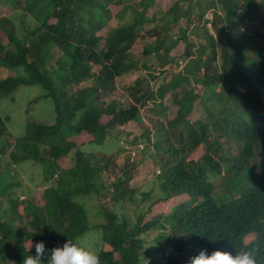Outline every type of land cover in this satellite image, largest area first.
Returning <instances> with one entry per match:
<instances>
[{
    "label": "trees",
    "instance_id": "1",
    "mask_svg": "<svg viewBox=\"0 0 264 264\" xmlns=\"http://www.w3.org/2000/svg\"><path fill=\"white\" fill-rule=\"evenodd\" d=\"M15 2L18 24L0 15L7 37L0 42V102L22 85H39L42 92L27 102L23 133L8 132L0 114V264L34 256V246L26 247L30 240L51 250L88 231L100 234L94 250L101 264H187L201 250L235 255L245 246L264 264V0H164L161 10L170 20L162 24L146 13L151 0ZM181 24L186 31L200 25L203 38L191 69L171 73L180 57L193 55L187 38L181 54L173 52ZM250 24L257 28L248 32L243 26ZM201 70L200 93L190 79ZM136 71L147 75L146 83L139 76L117 99L100 98L115 89L117 77ZM89 79L92 85L81 86ZM42 98L51 102L50 118L33 113ZM197 100L206 122L189 118ZM173 106L172 116L166 115ZM143 107L165 116L154 132L141 133L160 167L147 190L132 183L131 157L119 166L100 148L110 129L140 123ZM5 157L18 168L39 166L42 205L20 199V180L2 168ZM223 168L221 200L211 178ZM91 197L97 209L88 206ZM149 252L154 257L147 259ZM41 259L47 264V256Z\"/></svg>",
    "mask_w": 264,
    "mask_h": 264
},
{
    "label": "rangeland",
    "instance_id": "2",
    "mask_svg": "<svg viewBox=\"0 0 264 264\" xmlns=\"http://www.w3.org/2000/svg\"><path fill=\"white\" fill-rule=\"evenodd\" d=\"M163 0H156L152 6V10L154 12H157L156 15L158 18L161 19L160 21L164 22L165 16L164 13L161 10V3ZM188 3H192V1H188ZM186 2L182 3V6H184ZM19 6L15 2V0H0V15L1 16H11V18H15L16 24H18V11H19ZM18 10V11H17ZM17 11V12H15ZM212 14L211 11H208L206 13V17H210ZM54 19H51L50 22H53ZM183 22V19H182ZM115 21H111L109 26L115 25ZM8 26V25H7ZM107 26V27H109ZM185 24H181L180 29L177 28L176 35L178 38H180L181 43L178 45L176 49L173 50V52L176 55H180L181 52L184 50L185 46V38L191 42L190 46V52L192 57L189 58H182L180 57L178 60V63L172 65L170 67L171 73L179 71V70H185L188 71L191 69L193 66V62H190V58H196L195 56L197 55L198 51V44L203 38V29L200 25H193L188 31L184 30ZM210 27V26H208ZM244 29L248 32L250 30H255L257 26L254 24H250L247 26H243ZM104 29L99 31L101 34L104 33ZM210 32L214 34V30L210 29ZM170 37H172V32L169 34ZM215 35V34H214ZM259 39V38H258ZM260 40L264 43V35ZM0 42L6 43L7 42V37L6 35L0 31ZM144 44V41L140 40L137 42L136 50L139 52L141 46ZM264 54V51H263ZM54 62H49L47 64L48 72L52 74L55 71V65L53 64ZM93 70L96 71L97 67H93ZM173 71V72H172ZM141 71H136L130 75H123L121 77H117L114 81L115 89L109 93H104L100 96L105 101H110L111 99H117L120 94L123 92V94L127 93V88L128 86H131L135 82V78L142 76L145 83L148 80L146 74H141ZM155 76H158L157 72H154ZM171 75V74H170ZM168 75V76H170ZM203 78V71L197 72L195 75L191 76V82L190 86L195 88V91L197 92H202V85H201V80ZM150 85H154V80H149ZM93 84L92 79L89 80H84L81 83V86H90ZM261 84H263L264 87V82L261 81ZM42 89L39 85H22L18 87L14 92L10 94L8 98H5L1 100L0 102V114L6 119V129H8V132H13L12 134L16 133H23V128L25 125V119L28 116L27 110V102L32 99L33 96H36L37 94L41 93ZM99 92V91H98ZM102 92V91H101ZM101 92L99 94H101ZM263 93V98H264V91ZM125 99V95L123 97ZM200 100V99H199ZM197 100L194 102L193 106V111L190 115V119L194 120L196 118H199L202 121H207L206 114L204 110L202 109L200 101ZM166 102L169 104L170 103V98L166 99ZM32 107V106H31ZM51 102L50 100L46 98L40 99L36 104L33 105V112L35 116L40 117V118H50L51 116ZM175 110V107L173 106L172 109H169L166 111V115H170L171 111ZM32 113V112H31ZM49 115V116H47ZM8 117V119H7ZM140 117H141V122H136V121H130L126 123L124 126H115L114 129H110L109 131V137L106 139L105 144L103 145L102 152L105 153V156L107 157H112V161H114L116 164L119 166H123L125 162H127V158L133 159L132 161L135 162V168L133 170V178H132V183L135 184L136 186L140 187L142 190H147L149 188V183L152 181L154 176L158 173L160 167L157 162V158L154 156V152L151 149V146H148V143H145V136H142V132H144V129L150 128L153 129L152 131L154 132V127L159 123L165 120L164 115H158V116H151L149 115L146 107H143L140 112ZM142 124V125H141ZM137 137V141L134 143L133 140ZM209 138V140H212ZM6 140H8L9 143L13 144V138L10 135V133L7 134ZM118 144V145H117ZM225 145V144H224ZM13 145H9L7 150H10ZM119 146V147H118ZM88 149H94V148H88ZM123 149L125 151H123ZM224 149V152L227 153L226 149ZM127 150V151H126ZM130 150V154H129ZM188 154V153H187ZM4 157V154H2ZM129 155V156H128ZM7 156V155H5ZM5 164L2 166V168H10L11 172L13 175H15L14 180H20V185L17 187L18 191L21 193L20 199L22 198H27L30 200V202L37 204V205H42L43 204V185L40 182L41 177H40V168L37 165H32V164H27L24 168H18L16 164L10 163L8 158L5 157L3 158ZM8 160V163H7ZM62 160V159H61ZM70 159L64 158L63 163H69ZM225 174V175H224ZM227 178V172L223 168L220 172V174L217 177H212L211 180L214 183V191L216 194H218L221 198V200L224 199L225 197V181L223 180ZM258 176L252 180L257 179ZM222 183V184H221ZM232 185L233 184L230 181H226V184ZM253 183L249 184L252 185ZM224 196V197H222ZM87 204L90 208L97 209L95 205L97 204V201L91 197L90 199L87 200ZM25 214H27L25 212ZM13 218V215L10 213L6 214V217ZM30 216L26 215L25 219L29 220ZM152 238L153 235L148 236L146 238V248L150 250L153 246L152 243ZM253 238V235H247L245 237V242L250 241V239ZM81 246H87L89 248H95V244H97L100 241V234L98 231H91L87 232L84 237H81L80 239L77 240ZM76 241V242H77ZM34 245V243L32 242ZM28 245V242L26 243V247ZM103 248H108L107 245H102ZM154 257L150 252L147 255V259Z\"/></svg>",
    "mask_w": 264,
    "mask_h": 264
},
{
    "label": "clouds",
    "instance_id": "3",
    "mask_svg": "<svg viewBox=\"0 0 264 264\" xmlns=\"http://www.w3.org/2000/svg\"><path fill=\"white\" fill-rule=\"evenodd\" d=\"M34 246L35 255L24 258L23 264H42V257L47 256V264H101L99 254L92 248L81 246L77 241L67 239L62 246L46 249L42 241L34 245L28 242V251ZM187 264H257L255 250L251 247H242L235 255L219 249L207 254L201 250L190 258Z\"/></svg>",
    "mask_w": 264,
    "mask_h": 264
},
{
    "label": "crops",
    "instance_id": "4",
    "mask_svg": "<svg viewBox=\"0 0 264 264\" xmlns=\"http://www.w3.org/2000/svg\"><path fill=\"white\" fill-rule=\"evenodd\" d=\"M125 1H128V2H138L139 0H125ZM155 1H156V0H151L150 4H149V6H148V9H147V12H146L148 16H151V15H153L154 13H155V14L157 13V12H154V11L152 10V6H153V4H154ZM163 1H164V0H163ZM163 1H162V2H163ZM161 5H162V3H161ZM160 7H161V6H160ZM158 19H159L158 23L162 24L163 21H160L161 16H160V18H158ZM169 20H170V18L165 17L164 22H169ZM164 22H163V23H164Z\"/></svg>",
    "mask_w": 264,
    "mask_h": 264
},
{
    "label": "built area",
    "instance_id": "5",
    "mask_svg": "<svg viewBox=\"0 0 264 264\" xmlns=\"http://www.w3.org/2000/svg\"><path fill=\"white\" fill-rule=\"evenodd\" d=\"M212 17V15L210 16V18ZM208 26H210V23H208ZM215 34V32H213Z\"/></svg>",
    "mask_w": 264,
    "mask_h": 264
}]
</instances>
